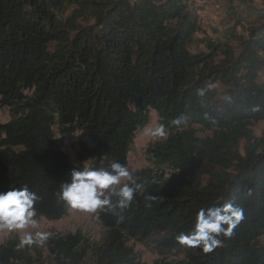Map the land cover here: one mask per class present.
I'll return each instance as SVG.
<instances>
[{"label":"trees","instance_id":"16d2710c","mask_svg":"<svg viewBox=\"0 0 264 264\" xmlns=\"http://www.w3.org/2000/svg\"><path fill=\"white\" fill-rule=\"evenodd\" d=\"M198 10L187 0H0V106L12 115L0 123V192L27 186L35 216L60 219L73 170L127 168L151 111L168 132L146 151L151 167L133 174L144 191L129 208L98 210L100 243L81 230L48 235L53 264H143L133 239L156 247L153 264H264V147L252 129L264 120V6L234 11L237 25L250 23L247 36L230 30L238 50L198 37ZM229 203L244 219L212 252L178 241L201 209ZM33 251L10 237L0 264H36Z\"/></svg>","mask_w":264,"mask_h":264},{"label":"clouds","instance_id":"9594fccd","mask_svg":"<svg viewBox=\"0 0 264 264\" xmlns=\"http://www.w3.org/2000/svg\"><path fill=\"white\" fill-rule=\"evenodd\" d=\"M199 94L203 95V91ZM182 122V117L174 121L177 125ZM148 134L157 139H164L167 138L168 132L166 127L160 124ZM71 177L70 183L62 185L60 198L70 207L89 213H96L98 210H106L113 214L117 211L123 212L129 208L135 194L144 191V185L138 183L129 170L119 162H112L107 168L99 169L86 164L82 169L73 170ZM125 178L130 183L117 189L115 186L120 185L121 180ZM106 191H111L118 197L115 204L106 196ZM37 199V195L27 186L0 192V229L13 231L35 227L36 221L33 217ZM146 199L155 200L156 197L149 195ZM243 219V210L230 203L201 209L197 213L195 227L191 234H181L177 239L182 245L201 246L203 252L209 253L221 244L219 236L221 234L231 236L233 229ZM47 239V235L38 234L37 236L40 243ZM32 243L31 234H25L22 237V245Z\"/></svg>","mask_w":264,"mask_h":264},{"label":"rangeland","instance_id":"374dc122","mask_svg":"<svg viewBox=\"0 0 264 264\" xmlns=\"http://www.w3.org/2000/svg\"><path fill=\"white\" fill-rule=\"evenodd\" d=\"M190 4L197 7L199 10V21L203 31L198 32L200 38H211L221 44H228L236 50L239 48V42L235 36L230 35V30L235 28L236 35L247 36V29L250 26L249 22H244L242 25H237L236 19L233 17L234 11L244 12L248 7H263L264 0H187ZM194 52L210 51L205 44H196L191 47ZM214 61L223 59V55L214 53ZM151 118L146 127L138 131L135 137L134 145L129 153V161L127 169L133 175L135 172L151 167L150 161L147 159L146 151L150 144L164 139H157L148 134V132L160 125L158 114L151 111ZM12 117L8 107L0 106V123H5ZM198 129V135L201 137L211 135L207 129L200 126H195ZM254 135L264 147V120L255 122L252 126ZM65 150L70 157L71 163L75 164L76 148L71 145L69 139L64 140ZM243 146V143H242ZM243 153V150H241ZM126 183H130L126 178L121 180V184L115 186L117 189ZM111 191H106V196H110ZM36 221L35 227H28L22 230L8 231L0 229V243L5 242L10 237H22L25 234H31L33 237L34 248L33 256L36 259V264H53L48 257L46 240L43 243L38 242L37 236L49 235L54 230L62 233L75 232L81 230L91 241L100 243L106 233V229L98 220V211L89 213L79 209H74L69 206L68 213L64 217L57 220H48L43 217L34 216ZM264 242V236L262 237ZM130 246L138 253L140 261L143 264H153L161 259L156 247L151 243H143L135 239L128 242ZM184 255L177 253L170 255L168 259L181 260ZM91 262V260H88Z\"/></svg>","mask_w":264,"mask_h":264}]
</instances>
